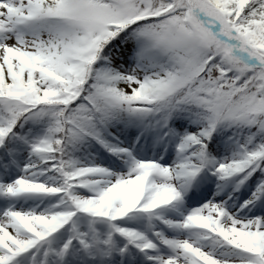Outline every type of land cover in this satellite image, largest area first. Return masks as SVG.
Instances as JSON below:
<instances>
[{"label":"snow or ice","instance_id":"snow-or-ice-1","mask_svg":"<svg viewBox=\"0 0 264 264\" xmlns=\"http://www.w3.org/2000/svg\"><path fill=\"white\" fill-rule=\"evenodd\" d=\"M0 264H264V0H0Z\"/></svg>","mask_w":264,"mask_h":264}]
</instances>
